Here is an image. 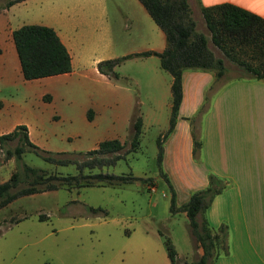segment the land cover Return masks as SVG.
I'll list each match as a JSON object with an SVG mask.
<instances>
[{
  "label": "crops",
  "instance_id": "0c3cea01",
  "mask_svg": "<svg viewBox=\"0 0 264 264\" xmlns=\"http://www.w3.org/2000/svg\"><path fill=\"white\" fill-rule=\"evenodd\" d=\"M8 1H0V78L7 76L9 62L13 69L20 71L11 30L23 23L51 26L69 53L71 69L33 78L43 84V93L49 92V97H52L56 82L70 75H75L79 85H85L86 88L89 83L87 77L91 76L101 88L100 98L94 102L95 105L112 109L113 116L125 118L130 125L135 108L125 99L129 98L128 80L116 70L117 76L100 73L96 63L100 59L116 57L117 54L120 56L163 49L164 33L139 0ZM187 2L192 18L199 25L196 28L195 24V28L203 32L207 39L209 33L199 5L230 2L264 18V0ZM97 46L107 52L91 55ZM153 57L158 59L156 55L148 54L133 55L123 60ZM158 66L151 65V76L159 81L164 93V82L169 88L171 76L167 71L169 77L161 73L160 70L164 69L160 67L159 60ZM226 74L225 68L223 75L215 79L212 70L183 69L180 76L181 97L175 121L171 130L165 133L171 104L169 88V100L165 103V124L163 132L159 134L160 169L167 177V182L163 180L165 185L168 188L169 184L174 192L176 205L186 201L191 192L206 185L208 172L223 177L226 186L213 196L205 210V217L213 229L221 224L226 225L228 248L226 253L218 254L212 264H264V79L226 77ZM148 97L153 98L152 95ZM163 111L160 100H155L150 111L137 112L141 126L146 122L149 124L162 120ZM25 125L28 138L34 143V128L28 122ZM192 127L200 140L197 156L192 152ZM99 140L96 139L93 145L96 146ZM169 193L168 188V196ZM178 212L185 215L181 210L169 212V215ZM192 248L193 255L201 254L202 249L194 240ZM164 258L161 264H169L167 253ZM180 259L182 256L176 252V260Z\"/></svg>",
  "mask_w": 264,
  "mask_h": 264
},
{
  "label": "rangeland",
  "instance_id": "374dc122",
  "mask_svg": "<svg viewBox=\"0 0 264 264\" xmlns=\"http://www.w3.org/2000/svg\"><path fill=\"white\" fill-rule=\"evenodd\" d=\"M195 24L199 28L197 21ZM208 46L223 56L209 38ZM106 52L97 46L91 55ZM223 60L226 77L248 74L227 57ZM151 63L159 67L156 57L123 60L115 67L128 80L129 98L125 99L133 104L134 113L150 111L155 100H160L164 110L162 120L142 124L137 147L126 150L131 123L113 116L112 109L95 105L101 88L93 77H87L85 88L75 75L67 76L56 82L49 97V92L43 93L41 82L23 78L9 62L7 76L0 78V131L28 122L34 128L38 147L65 151L78 160L84 156L76 153L92 148L96 139L117 137L124 144L121 157L113 164L92 167L91 172L137 178L115 186L58 187L17 196L0 207V264H161L166 255L165 236L182 256L174 264H191L197 259L185 215H169L168 188L159 173L156 141L165 124L169 88L164 82L162 93L161 84L151 76ZM160 71L169 77L166 71ZM87 109L95 117L87 118ZM16 143L13 138L4 147L12 148ZM2 152L0 180L6 179L16 164L13 157L3 160ZM21 161L61 174L77 172L74 163H50L29 148L21 153ZM89 206L99 209L91 211Z\"/></svg>",
  "mask_w": 264,
  "mask_h": 264
},
{
  "label": "trees",
  "instance_id": "16d2710c",
  "mask_svg": "<svg viewBox=\"0 0 264 264\" xmlns=\"http://www.w3.org/2000/svg\"><path fill=\"white\" fill-rule=\"evenodd\" d=\"M17 0H9L13 2ZM152 20L159 26L165 36V46L160 51L145 50L128 53L112 58L100 59L96 68L100 73L117 76L114 69L123 59L133 55L154 54L159 65L171 76L170 82V113L166 132L171 130L179 100L181 97V71L185 68L212 70L215 79L220 78L224 71L223 56L236 63L245 76L264 79V18L230 2H220L213 5H199L209 39L223 56L215 55L207 44L205 34L195 28V21L190 14L187 0H139ZM11 39L19 61L21 75L25 79L67 72L71 69L69 53L55 30L48 25L39 23H23L11 30ZM1 50V48H0ZM207 98V97H206ZM202 110V107L199 111ZM91 109H87V118H91ZM141 128V118L136 112L131 121L129 146L126 150L135 149ZM192 152L197 156L200 140L195 130ZM13 138L17 143L12 147H4L6 141ZM157 160L160 164L161 141L157 137ZM123 142L117 137L104 138L96 146L76 154L83 155L78 160L65 151H47L30 141L27 127L17 123L14 127L0 133V151L2 159L13 157L15 167L9 176L0 181V207L20 195L65 187L92 185H121L136 179L131 174H116L101 170L91 172L92 167L113 164L121 157ZM29 148L42 155L43 159L53 164L74 163L76 173H58L45 168L32 166L21 161V153ZM87 168V171H83ZM167 182L166 175L159 171ZM142 182L145 179H141ZM226 186V180L214 172L207 173L205 186L191 192L183 203L176 205L174 192L170 190L168 198L169 212L184 211L187 217L188 231L201 249V254L191 264H212L218 254L227 252L226 225L221 224L213 229L205 217V210L215 194ZM91 211L99 207L89 206ZM39 218L41 216L39 215ZM164 245L169 258V264L176 260L175 249L168 237H164Z\"/></svg>",
  "mask_w": 264,
  "mask_h": 264
},
{
  "label": "built area",
  "instance_id": "2783aa9c",
  "mask_svg": "<svg viewBox=\"0 0 264 264\" xmlns=\"http://www.w3.org/2000/svg\"><path fill=\"white\" fill-rule=\"evenodd\" d=\"M150 187V189H153V187L152 186H149Z\"/></svg>",
  "mask_w": 264,
  "mask_h": 264
}]
</instances>
